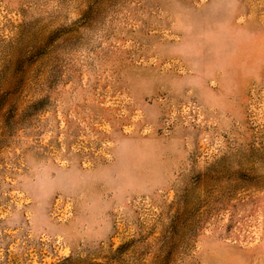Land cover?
<instances>
[{"label":"rangeland","instance_id":"374dc122","mask_svg":"<svg viewBox=\"0 0 264 264\" xmlns=\"http://www.w3.org/2000/svg\"><path fill=\"white\" fill-rule=\"evenodd\" d=\"M0 264H264V0H0Z\"/></svg>","mask_w":264,"mask_h":264}]
</instances>
